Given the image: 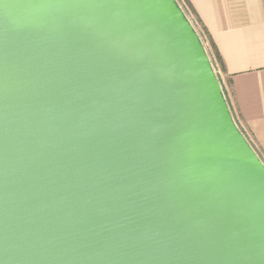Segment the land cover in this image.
<instances>
[{"label":"water","instance_id":"1","mask_svg":"<svg viewBox=\"0 0 264 264\" xmlns=\"http://www.w3.org/2000/svg\"><path fill=\"white\" fill-rule=\"evenodd\" d=\"M0 264H264V164L176 0H0Z\"/></svg>","mask_w":264,"mask_h":264},{"label":"crops","instance_id":"2","mask_svg":"<svg viewBox=\"0 0 264 264\" xmlns=\"http://www.w3.org/2000/svg\"><path fill=\"white\" fill-rule=\"evenodd\" d=\"M226 91L232 117L264 164V0H180Z\"/></svg>","mask_w":264,"mask_h":264},{"label":"rangeland","instance_id":"3","mask_svg":"<svg viewBox=\"0 0 264 264\" xmlns=\"http://www.w3.org/2000/svg\"><path fill=\"white\" fill-rule=\"evenodd\" d=\"M179 1V6L182 8V9H184L185 11H187L186 9H185V6H184V4L180 1V0H178ZM186 13V12H185ZM187 13H188V11H187ZM187 15V14H186ZM187 18H188V20L191 22V24L193 25V27L195 28V26H194V24H193V21H192V19L190 18V16H189V14L187 15ZM195 30H196V28H195ZM197 31V30H196ZM198 33V32H197ZM216 76H217V78H218V80H219V83H220V85H221V88H222V91H223V95H224V97H226V91H225V89H224V87H223V84H222V80L220 79V77L218 76V74H216ZM226 99V98H225Z\"/></svg>","mask_w":264,"mask_h":264},{"label":"built area","instance_id":"4","mask_svg":"<svg viewBox=\"0 0 264 264\" xmlns=\"http://www.w3.org/2000/svg\"><path fill=\"white\" fill-rule=\"evenodd\" d=\"M176 2H177V4L179 5V1L176 0ZM179 7H180V6H179ZM180 8H181V7H180ZM181 10L183 11V13L185 14V16L187 17V15H186L187 13H185L186 11H185L184 9H182V8H181ZM187 19H188V18H187ZM190 23H191V22H190ZM196 32H197V31H196ZM200 39H201V38H200ZM201 42H202V41H201ZM203 46H204V45H203Z\"/></svg>","mask_w":264,"mask_h":264}]
</instances>
